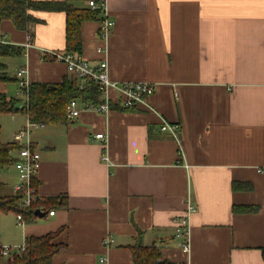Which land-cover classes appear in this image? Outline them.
Wrapping results in <instances>:
<instances>
[{
    "label": "crops",
    "instance_id": "obj_1",
    "mask_svg": "<svg viewBox=\"0 0 264 264\" xmlns=\"http://www.w3.org/2000/svg\"><path fill=\"white\" fill-rule=\"evenodd\" d=\"M90 1L106 2L115 25L105 56L98 52L103 15L82 22L81 57L107 60L113 82L153 84V110L113 103L107 115L82 111L73 121L32 130L41 157L34 181L39 215L23 218L24 226L15 215L20 243L59 232L55 243L63 247L53 264H134L130 248L138 242L155 246L169 264H264V0L71 4L91 10ZM33 15L38 22L27 32L1 23L0 45L21 49L2 60L7 71L18 58L13 76L26 69L31 84L72 79L63 63L42 60L46 52H68L66 13ZM8 86L0 84L6 96ZM7 115L18 122L4 143L12 144L29 120ZM162 119L180 126L179 141L160 131ZM99 133L105 144L92 140ZM17 184L13 165L0 171L3 195H14ZM188 204L196 212L186 254L177 229Z\"/></svg>",
    "mask_w": 264,
    "mask_h": 264
},
{
    "label": "trees",
    "instance_id": "obj_2",
    "mask_svg": "<svg viewBox=\"0 0 264 264\" xmlns=\"http://www.w3.org/2000/svg\"><path fill=\"white\" fill-rule=\"evenodd\" d=\"M72 0L63 2H43L32 0H0V26L4 21H10L19 31H29L30 26L37 23L34 12H65L67 16L66 46L69 53L81 56L82 39L80 26L82 22L96 20L98 11L77 9L71 4ZM21 49L14 46L0 45V84L17 81L16 76L8 74L4 58L20 55ZM100 93L94 84H87L84 90H79L76 79H65L58 84H31L29 102L8 99L0 92V114L24 113L29 122L42 125H58L67 122L66 108L70 101L81 100L84 103L99 104ZM19 149L17 144L0 142V171L14 163L12 154ZM19 194L3 195L0 191V214L13 213L30 221L35 218V209H25L20 203ZM61 232V231H60ZM59 232L50 233L43 237H28L27 249L13 262L3 264H53V257L62 249V245L55 243ZM134 264H169L162 260L160 251L155 246L145 247L136 243L131 248Z\"/></svg>",
    "mask_w": 264,
    "mask_h": 264
},
{
    "label": "built area",
    "instance_id": "obj_3",
    "mask_svg": "<svg viewBox=\"0 0 264 264\" xmlns=\"http://www.w3.org/2000/svg\"><path fill=\"white\" fill-rule=\"evenodd\" d=\"M88 7L92 11H98L103 15V19L100 22L99 41L104 46H102L98 52L106 56V44L112 35V29L115 23L108 18L106 2L103 1L97 3L95 1H90ZM31 45L32 36H29L25 47L29 48ZM42 60L63 63L66 67L67 73L76 79L79 90H84L87 87V84H94L98 87L100 96L104 97L101 103H84L83 108L81 109L78 107V100L70 101L66 108V119L69 122L78 118L82 111H91L107 115L111 112L113 103L123 109L144 107L150 111L153 110L149 100L154 94V85L148 82L119 83L111 81L107 60H103L97 64H91L81 56L69 52H46L42 54ZM26 74V69L18 70L16 73L17 84L20 91L19 96L23 98L22 103L25 105L29 102V91L31 87V83L26 78ZM112 93L117 95L116 100L111 97ZM40 127H43V125L28 122L26 126L21 128L14 136V144L19 146V149L15 151L16 158L13 163V166L18 173V184L16 185L14 192L21 196L20 203L25 209L36 206L39 201L34 181L41 167V157L30 141V135L32 130ZM160 131L162 133H168L175 140L179 141V125L170 124L162 119ZM91 138L102 144L107 142V135L104 133L96 134ZM103 161L110 164V160L107 156L103 157ZM195 212L196 210L188 204L186 215L178 221L177 237L181 240L182 250L186 254H189L191 251L189 220L190 216ZM49 215L53 216L54 212H51ZM17 219L19 225L24 226L22 216H17ZM105 243L107 246L113 244L112 238H106ZM26 249V242L20 247L0 245V264H3L4 262H13L24 254ZM101 262L104 263L105 260L101 259Z\"/></svg>",
    "mask_w": 264,
    "mask_h": 264
},
{
    "label": "rangeland",
    "instance_id": "obj_4",
    "mask_svg": "<svg viewBox=\"0 0 264 264\" xmlns=\"http://www.w3.org/2000/svg\"><path fill=\"white\" fill-rule=\"evenodd\" d=\"M18 63V58L12 60L11 63H9L8 74L11 77H13ZM19 93L20 91L18 85H16L15 82H10L6 91L7 97L13 100H22L23 98L19 96ZM17 125L18 122L13 121L10 115L0 114V141L3 143L11 141L13 138V131ZM24 126H26V124ZM20 129L17 130L15 134H17ZM17 227L15 214H0V245L12 247H20L23 245L24 240L22 243H20V232L17 230ZM18 239L19 241H17Z\"/></svg>",
    "mask_w": 264,
    "mask_h": 264
},
{
    "label": "water",
    "instance_id": "obj_5",
    "mask_svg": "<svg viewBox=\"0 0 264 264\" xmlns=\"http://www.w3.org/2000/svg\"><path fill=\"white\" fill-rule=\"evenodd\" d=\"M35 215L37 216V215H39V213L37 211H35Z\"/></svg>",
    "mask_w": 264,
    "mask_h": 264
}]
</instances>
